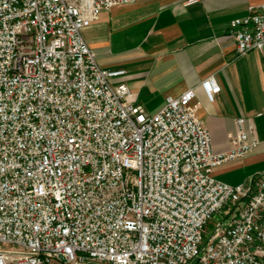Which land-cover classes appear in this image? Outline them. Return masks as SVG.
<instances>
[{"label": "built area", "instance_id": "obj_1", "mask_svg": "<svg viewBox=\"0 0 264 264\" xmlns=\"http://www.w3.org/2000/svg\"><path fill=\"white\" fill-rule=\"evenodd\" d=\"M133 1L0 0V264H264V172L213 175L258 144L252 119L213 151L193 87L149 113L83 38ZM228 34L236 56L264 53V0Z\"/></svg>", "mask_w": 264, "mask_h": 264}, {"label": "crops", "instance_id": "obj_2", "mask_svg": "<svg viewBox=\"0 0 264 264\" xmlns=\"http://www.w3.org/2000/svg\"><path fill=\"white\" fill-rule=\"evenodd\" d=\"M183 2L116 4L100 11L82 30L83 38L100 66L125 70L111 81H124L149 113L157 112L167 96L193 87L192 104L210 131L213 151L227 150L236 117L251 118L253 129L246 124L247 135L254 134L258 144L213 168L217 180L248 185L264 172V53L250 50L236 56L228 27L262 0ZM211 74L220 86L212 102L199 85Z\"/></svg>", "mask_w": 264, "mask_h": 264}, {"label": "rangeland", "instance_id": "obj_3", "mask_svg": "<svg viewBox=\"0 0 264 264\" xmlns=\"http://www.w3.org/2000/svg\"><path fill=\"white\" fill-rule=\"evenodd\" d=\"M216 217H218V214H215V215H214V218H216Z\"/></svg>", "mask_w": 264, "mask_h": 264}, {"label": "water", "instance_id": "obj_4", "mask_svg": "<svg viewBox=\"0 0 264 264\" xmlns=\"http://www.w3.org/2000/svg\"><path fill=\"white\" fill-rule=\"evenodd\" d=\"M85 264H88V263H85ZM92 264H99V263H92Z\"/></svg>", "mask_w": 264, "mask_h": 264}]
</instances>
